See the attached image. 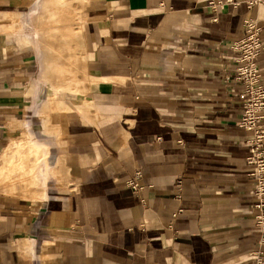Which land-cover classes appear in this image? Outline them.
<instances>
[{"label": "crops", "instance_id": "0c3cea01", "mask_svg": "<svg viewBox=\"0 0 264 264\" xmlns=\"http://www.w3.org/2000/svg\"><path fill=\"white\" fill-rule=\"evenodd\" d=\"M26 1L0 0V264H253L231 46L258 32L264 86V0H93L85 21L41 0L34 24L80 25L61 54L19 30Z\"/></svg>", "mask_w": 264, "mask_h": 264}, {"label": "built area", "instance_id": "2783aa9c", "mask_svg": "<svg viewBox=\"0 0 264 264\" xmlns=\"http://www.w3.org/2000/svg\"><path fill=\"white\" fill-rule=\"evenodd\" d=\"M250 30L252 32L234 43L231 50L238 53L234 59V79L243 86L242 114L238 127L251 134L250 155L246 163L253 167L248 177L252 186L251 195L255 199L253 209L257 212L254 224L259 233L253 264H264V86L256 64L262 46L258 32L252 28ZM139 177L140 173L137 172L129 185L136 193L141 190L137 184Z\"/></svg>", "mask_w": 264, "mask_h": 264}, {"label": "rangeland", "instance_id": "374dc122", "mask_svg": "<svg viewBox=\"0 0 264 264\" xmlns=\"http://www.w3.org/2000/svg\"><path fill=\"white\" fill-rule=\"evenodd\" d=\"M27 1H29V0H27ZM31 1H34L33 2L34 5L31 8L29 7L28 13H26V15H25L27 17V18H25L26 21H23V23H24V24H22L23 26L20 24L19 30L21 31L22 27H24L26 29V31L28 30V33H26V34L30 35V37L32 36L31 37V43L33 42V45L35 44L36 48L40 47L44 51H46L47 53L50 52L52 54H61L64 52L68 53L70 45L72 47H76L77 49L80 48V42H81L80 25H76V27H75L74 25H69V24L65 23V24L56 25V26H48L47 22L45 20H42L39 23L34 24V20H36L39 16H42L43 9L41 8L42 7L41 3H40L41 0H30V2L27 3L26 5L30 6ZM46 1H54L57 3L61 2L62 8L59 11L61 17L67 18V20H68L71 16H76L77 19H79L81 21H85L86 19H88V9L89 8L85 11H82V10L88 5L89 1H93V0H46ZM19 6H20V4H19ZM49 11L52 12V13H50V18L54 19V18L59 17L58 12L54 13L53 12L54 10H52V9L47 10V12H49ZM70 11H72V12H70ZM73 12L75 13V15H73ZM20 14H21L20 16H23L22 13H20ZM28 14H29V16H28ZM76 17H74V18L77 21ZM71 26H74V27L71 28ZM28 27H31L32 30H29ZM67 30H69V31L72 30L70 35L66 34ZM42 31L47 32V33H45L47 35L41 37L39 32H42ZM23 33L24 32L22 31L21 34H23ZM51 33H54V35L52 37H49L48 34H51ZM35 52L40 54L39 59L42 60V62H44L43 60H49L50 59V61H48V63L46 64L47 76H51L48 71L52 70L53 66L56 63L55 60L57 61V65L60 67H61V65L63 67L65 66L63 63V61L65 59L69 60V57H67V58H65V57L53 58V56H52V58H49V56H44L42 54L41 50L38 52L37 51H35ZM47 53H46V55H49ZM79 60H80V58H78V62L76 64L77 71L75 72V75L77 78L81 79L83 77V71H82V63ZM72 66H74L73 63H72ZM65 68H66V66H65ZM47 164H48V166L50 165L48 163V161H47Z\"/></svg>", "mask_w": 264, "mask_h": 264}]
</instances>
